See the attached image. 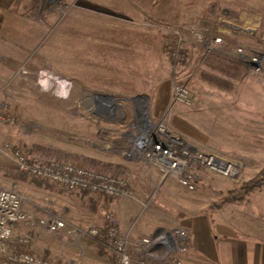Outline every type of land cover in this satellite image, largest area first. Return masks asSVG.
<instances>
[{"label":"rangeland","instance_id":"1","mask_svg":"<svg viewBox=\"0 0 264 264\" xmlns=\"http://www.w3.org/2000/svg\"><path fill=\"white\" fill-rule=\"evenodd\" d=\"M75 1L77 6L64 16L44 0H14L11 9L0 8L1 12L13 10L37 22L44 21V15L48 13H53L57 19V22H49L47 32L22 64L6 65L4 59L0 61V115L3 118H0V142L14 143L41 160L73 162L125 175L134 189L135 178L141 174V169L136 166L118 171L116 162L129 160L125 153L132 149L136 137L142 133L135 125L138 113L145 110L151 121H157L152 113L155 87L165 86L169 100L163 114H167L169 128L173 129L172 118L179 106L181 116L188 119L187 127L192 137L186 138L190 142L212 144V149L205 146L199 149L215 153L220 150L221 157L242 165L239 175L234 178L220 175L232 180L236 187L221 190L215 201H211L210 192L207 193L204 200L209 202L208 207H220L222 213L231 212L240 225L245 226L244 222H248L264 227V185L241 191V187L249 184L264 168V57L256 69L247 65V73L240 79L225 78L228 84L225 88L212 86L199 78L203 60L209 53L204 55L202 42L196 41L188 29L189 26L197 27L202 40L207 39L203 37V30L211 32L208 39L221 37L219 50L213 53L228 59L244 62L237 55V48H242L245 55H264V0H123L128 10L91 9L92 13L108 15L120 22H59L72 18L73 9H82L79 7L84 1ZM165 26L177 27L182 31V40L185 39L180 57L176 59L169 54L168 45L173 43V37ZM138 46L140 51L134 50ZM132 53L143 54V57L132 61L133 58L127 57ZM40 55L43 57L40 62L44 60L42 65L33 66L30 59ZM108 55L112 59L107 58ZM51 74L58 83L48 77ZM173 79L187 82L194 98L191 105L175 103L170 107ZM58 84L66 86L65 92L58 91ZM140 94H146L148 99L138 98ZM107 95L113 99L105 98ZM100 100L109 110L98 105ZM217 136H220V145H217ZM4 166L13 170L10 165ZM145 166L150 175L151 168ZM15 172L21 181L14 189L23 196L24 210L35 208L40 217L59 216L68 221H72L74 214L78 220L87 221L84 214L90 211L92 218H102L101 222L87 223L86 229L103 226L104 214L112 212L119 226L111 197L69 192L18 170ZM0 186L13 188L8 180ZM168 186L172 187L165 181L160 187L153 185L146 192L147 197L152 198L145 207L151 223L154 218H160L156 212H165L154 200L167 196ZM174 186L175 195L182 198L195 190L176 183ZM211 195L216 197L215 193ZM91 200L97 201L98 206L94 207ZM178 209L173 207L172 216ZM139 216L142 221L144 216ZM136 220L131 223L133 226ZM21 227L29 234L31 229L39 226ZM39 231L36 234H40ZM45 232L50 237H59L44 230L41 234ZM78 236L101 246L113 263L112 253L100 241L78 232L61 238L75 246L79 240L74 238ZM69 259L80 263L72 255L54 261Z\"/></svg>","mask_w":264,"mask_h":264},{"label":"crops","instance_id":"2","mask_svg":"<svg viewBox=\"0 0 264 264\" xmlns=\"http://www.w3.org/2000/svg\"><path fill=\"white\" fill-rule=\"evenodd\" d=\"M83 1V6L79 7L82 9H73L72 18L69 17L59 22H120L108 15L100 16L92 13L91 9L99 8L103 10L105 8L106 10H128V6L124 4L125 1L123 0ZM100 5H102L101 8L99 7ZM0 14V61L4 59L3 61H5L6 65L14 64V66H17L18 64H22L26 60V57L37 47L44 32H47L46 27L51 24L49 22H57L53 13L44 15V21H41L43 23L37 22L34 19L25 18L21 15L22 13L13 10H3V12L0 10ZM142 48L145 50L144 45H142ZM134 50L140 51V47H135ZM90 51L94 50L90 48ZM127 57L133 58L132 61H139L143 57V54L132 53L130 55L128 54ZM41 58H43L41 55L40 57L31 58L30 63L35 67L41 66L44 61L40 62ZM107 58L112 59L109 55ZM160 88L161 87H155L156 90L154 89L156 94L153 98L155 104H153L154 108L152 113L155 120L160 119L161 116L164 115V107L169 100L168 88H165V86ZM161 90H163V92H160ZM172 124L175 126H173V129L180 134L182 133L184 136L181 135L184 137L185 141L194 148L199 149L200 146H205L206 148L212 149V144H203L201 142L194 143L187 139L191 136L187 127L188 119L187 117L181 116L179 106L174 113V118H172ZM189 139L192 140V138ZM215 139L217 140V145H220V136H217ZM4 141L7 140H3L2 142ZM2 142H0V148ZM11 145L14 147L16 146L14 143H11ZM199 150L209 151L208 149ZM218 152L220 153V150L217 151V153H213L219 155ZM128 159L129 160L122 159L116 162V169L122 171L126 170L128 167L132 169L137 166L136 169H141V174L135 178V191L133 189L134 193L131 197L110 198V203L116 213L121 229L124 230L129 227L136 218L137 220L132 229V234L135 237L151 236L159 228H170L176 227L177 225L184 227L189 232V242L187 250L180 254L183 264H264V227H257L248 222H244L245 226L240 225L231 212L224 211V213H222L220 207L216 209L209 208V202H205L204 200L205 195L209 192L211 198L209 199L215 201V199L220 197L221 190L236 187L232 180L202 171L201 178L195 187L196 191L193 190L194 193H192L193 191L191 193H186V196L182 198V196L178 197L175 195L173 189L175 188L174 183L185 188L180 185L177 180L171 178L161 180L159 172L154 168L149 170V175V172L146 171L145 165L148 164L145 160L142 158ZM5 164L12 166L13 170L9 171V169L4 166ZM0 165H2L0 166V185L8 180L13 188L18 186L21 179L15 172L17 169L14 156L11 153L3 154L0 150ZM165 181H169V184L172 185V187H166L168 192L166 193L167 196L159 200H154L156 201L155 203H159V206H162L165 212H156L160 218H154L155 220L151 223V221L149 222L150 215H148L146 211L148 208L145 209L141 205L148 198L146 192L153 185H158L160 187ZM146 187H148V189H145ZM213 193L216 194L215 198L211 195ZM150 201H152V198ZM96 205L98 206L97 201L94 207ZM173 207H178L179 209L173 213L174 215L172 216L171 212L174 211ZM28 209H30L28 210L29 212H31V210L33 211L31 213L35 218L40 217V214L36 212L35 208ZM141 214L144 216L142 221L139 220V215ZM84 215L88 218L87 221L78 220L75 218V214L71 218L72 221L63 218L66 222V229L56 233L59 235L58 238L50 237L46 232V234H41L43 230L46 231L43 227L39 226L34 230L31 229L28 232L30 236L29 242L24 245L19 242V238L27 234V232L22 230L20 225L15 226L12 238L7 241H0V261L8 254L16 252L18 249H24L34 255L53 260L63 259L66 256L70 257L72 255L77 257L81 264H112L111 261H109V256L106 251L95 242L84 240L82 237L78 236L74 239L79 240V243L75 246H71L67 243V240H65V242L62 240L61 237H63V235H70L68 230H83L86 229L84 226L87 223L91 225L93 221H102V218L99 219L100 217L97 216L92 218L93 214L91 211ZM141 223L143 224L139 226ZM37 228H42L43 230L39 231L40 229L37 230ZM37 231H39L40 234H36ZM73 233L75 232H71V234Z\"/></svg>","mask_w":264,"mask_h":264},{"label":"built area","instance_id":"3","mask_svg":"<svg viewBox=\"0 0 264 264\" xmlns=\"http://www.w3.org/2000/svg\"><path fill=\"white\" fill-rule=\"evenodd\" d=\"M47 5H53L64 16L72 7L77 6L76 1L67 3L66 0H44ZM168 28L173 43L168 45L171 58L180 57L183 34L176 27ZM163 29V27H162ZM189 32L196 41L202 42L205 54L217 52L222 38L213 36L203 39L200 30L189 26ZM164 30V29H163ZM237 55L248 64L250 69H256L264 55H245L242 48L236 49ZM45 76L44 74H41ZM55 83L58 79L48 75ZM56 79V80H55ZM56 85L59 92H65L66 86ZM194 98L187 82L173 79L170 93V107L175 104L189 106ZM98 105L107 109L105 102ZM111 110V109H110ZM0 118L2 116L0 115ZM6 120H9L8 118ZM142 133L136 137L132 149L125 155L129 158H142L150 168L156 169L161 179L172 178L189 190L196 187L201 178L202 171L234 178L239 175L242 165L229 161L218 154L194 148L188 144L177 132L171 130L165 113L157 121H151L145 110L140 111L135 124ZM3 154L11 153L15 158L18 172L29 177L41 179L55 184L69 192H88L94 196L111 198L131 197L134 193L132 184L125 175L113 174L97 168H92L73 162L59 160H41L30 156L20 146H12L5 142L0 148ZM150 197L143 203L147 207ZM23 196L14 188L0 187V241L10 240L15 226H40L51 233H58L66 229V222L59 216H41L35 218L32 213L22 207ZM133 224L121 229L112 212L104 214V225L91 226L85 230H68L78 232L96 241L102 242L112 253V264H183L180 254L188 248L189 232L185 228L170 227L159 228L151 236L135 237L132 234ZM30 236L25 234L19 238L21 244H27ZM0 264H80L75 259L51 260L33 253L18 249L8 254Z\"/></svg>","mask_w":264,"mask_h":264},{"label":"trees","instance_id":"4","mask_svg":"<svg viewBox=\"0 0 264 264\" xmlns=\"http://www.w3.org/2000/svg\"><path fill=\"white\" fill-rule=\"evenodd\" d=\"M13 1L14 0H0V8H9ZM210 33L211 32H208V30H203V37L208 38ZM203 65L204 67L199 73V78L203 82H206L212 86L225 88V86L228 85L226 84L227 80L225 78L240 79L245 73H247L248 64L242 61L238 62L231 60L212 52L205 56ZM217 74H220V76ZM35 183L41 185L39 181H35ZM261 185H264V168L259 172V175L256 178H253L249 181V184L243 185L241 187V191L251 190ZM90 203H93L94 206L96 201L91 200Z\"/></svg>","mask_w":264,"mask_h":264},{"label":"water","instance_id":"5","mask_svg":"<svg viewBox=\"0 0 264 264\" xmlns=\"http://www.w3.org/2000/svg\"><path fill=\"white\" fill-rule=\"evenodd\" d=\"M105 98H109L110 100H112L113 98L111 97V96H109V95H107V96H104ZM137 97L139 98V97H145V98H147L148 99V96L146 95V94H140V95H137Z\"/></svg>","mask_w":264,"mask_h":264}]
</instances>
